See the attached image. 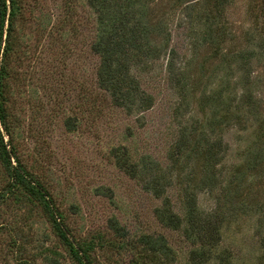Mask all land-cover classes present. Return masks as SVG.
Masks as SVG:
<instances>
[{"label":"rangeland","instance_id":"374dc122","mask_svg":"<svg viewBox=\"0 0 264 264\" xmlns=\"http://www.w3.org/2000/svg\"><path fill=\"white\" fill-rule=\"evenodd\" d=\"M171 1L158 0L153 13L165 14ZM20 4L8 80L10 134L5 135L7 147L13 148V165L20 162L45 186L72 241L92 248V264H136L133 261L143 255L136 241L143 234L163 235L172 250L169 258H150L146 264H191L190 243L182 230L165 228L154 210L167 196L173 211L183 214V182L194 180L198 164L174 167L168 150L184 126L191 133L196 119L210 115V110L198 109L197 96L205 85L210 91L224 73L216 69L219 58L213 56L212 47L199 39L198 23L180 11L172 15L169 47L176 52L181 83L172 77L177 75L167 73V56L152 60L146 71L133 68L141 88L153 96V105L128 112L113 106L110 95L97 85L99 58L91 50L96 16L87 0H20ZM222 8L228 33L219 44L221 50L234 54L254 48L261 53L249 65L251 84H232L230 97L235 102L250 88L262 104L257 112L263 116L264 0H228ZM248 127L243 132L233 127L217 130L228 146L218 167L222 175L245 174L239 186L229 185L238 193L232 195L222 246L238 252V264H264V241L257 234L264 232V140L258 145L263 150L259 164L249 169L246 161L255 126ZM190 135L194 139L196 133ZM114 148L124 151L131 164L143 159L152 168L139 165L137 176L131 177L115 161ZM154 175L169 182L163 196L155 197L146 187ZM6 182L0 165V190ZM25 198L19 192L0 202V264H79L54 234L43 209ZM241 203L245 211L239 209ZM197 205L208 211L214 206L213 197L202 191ZM113 220L125 237L110 227Z\"/></svg>","mask_w":264,"mask_h":264},{"label":"trees","instance_id":"16d2710c","mask_svg":"<svg viewBox=\"0 0 264 264\" xmlns=\"http://www.w3.org/2000/svg\"><path fill=\"white\" fill-rule=\"evenodd\" d=\"M157 1L87 0L88 6L96 16L95 38L91 50L99 58L96 68L97 85L110 95L115 107L124 108L128 112L135 108L150 109L153 96L141 88L140 81L132 69L146 71L152 60L167 56V73L177 75L172 77L176 84L181 83L183 73L179 71L178 74L175 69L176 52L173 47H169L172 35L168 25L177 11L183 13L186 19L192 18V22L198 23L199 39L212 47L213 56L219 58L216 69H223L224 73L219 76L210 91L205 85L197 96L198 109L203 112L210 110V115L202 121L196 119L192 123L191 133H196L195 138L191 137V133H188L184 126L168 150V158L174 167L179 164H192L194 161L198 164L195 166L194 180L185 179L183 182V214L179 215L173 211L167 196H164L162 206L155 208L154 213L165 228L182 230L184 239L190 243L191 264H238L235 258L238 252L222 246V229L226 215L230 212L234 198L232 195L238 193V190L232 192L229 185L239 186L240 179L245 178V174L222 175L218 167L228 146L217 130L222 132V129L233 127L243 132L249 128L248 125L255 126L246 163L249 169L259 164L263 156V150L258 145L264 140V118H260L262 114L257 110L262 104L250 88H245L235 102L234 98L230 97V90L232 84L241 85L242 82L243 87L251 84L249 65L261 53L254 48L241 49L234 54L221 50L219 44L226 40L228 33L221 20L222 4L228 0H172L167 12L161 15L153 13L152 7ZM21 7L20 0H0V165L7 176V182L0 190V202L23 192L26 202L43 209L54 234L74 259L79 264H92V248L72 241L63 216L57 211L45 186L27 172L20 162L13 165V148L9 149V140H5V135L10 134L8 80L11 57L16 45V21ZM261 45L264 47V44ZM236 72L238 75L235 79ZM233 77L235 80L232 82ZM119 150L121 151L120 148L112 149L115 161L131 177L137 176L139 165H148V160L142 162L143 159L138 164H131L127 161L124 151ZM148 167L152 168V165ZM168 185L167 179L161 175H154L146 183V187L153 191L155 197L163 196L164 188ZM202 191L211 194L214 200V206L208 211L199 209L197 205V195ZM239 209L245 211L246 205L239 204ZM110 227L117 236L125 237V232L115 220L111 222ZM263 233L257 234L264 241ZM137 241L136 245L141 248L143 255L138 257V261H133L136 264H146V260L150 258L156 261L159 257L169 258L172 254L166 238L161 234H143Z\"/></svg>","mask_w":264,"mask_h":264}]
</instances>
